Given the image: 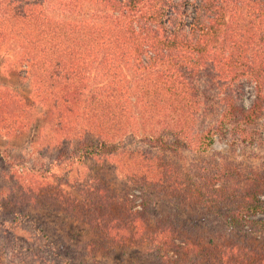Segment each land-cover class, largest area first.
<instances>
[{
  "label": "trees",
  "instance_id": "obj_1",
  "mask_svg": "<svg viewBox=\"0 0 264 264\" xmlns=\"http://www.w3.org/2000/svg\"><path fill=\"white\" fill-rule=\"evenodd\" d=\"M88 1L106 9L108 20L61 21L30 1L0 0V50L20 43L19 67L34 79L45 126L52 132L43 144L30 145L29 152L41 146L47 151L46 156L38 153L48 157L45 173L56 175L68 166L118 154L119 138L139 124L138 103L161 119L150 130L147 147L119 152L137 190L152 186L185 205L213 208L233 227L254 222L264 230V220L249 219L264 214V159L257 165L240 161L237 153L264 149V0H195L190 21V0ZM94 74L99 82L91 87ZM242 77L256 82L249 106L241 102V87L232 85ZM36 102L0 89V132L29 129L38 113ZM216 141L230 149L211 152ZM4 160L0 154V163ZM25 163L23 158L18 167L0 170V179L18 188L0 192L4 224H17L30 217L27 208L47 210L55 196L62 197L59 189L50 193L53 186L26 175L38 168ZM67 178L65 173L59 180ZM82 192L80 209L93 227L107 228L106 241L113 239L110 248L102 246L103 254L123 237L127 245L148 242L162 264H264V247L221 248L183 237L164 218L152 223L146 208L135 210L141 197L135 190L117 200L121 214L111 207L112 192L97 187L94 179H87ZM92 248L86 246V256L98 245ZM61 254L46 247L42 264H73L78 255Z\"/></svg>",
  "mask_w": 264,
  "mask_h": 264
},
{
  "label": "rangeland",
  "instance_id": "obj_2",
  "mask_svg": "<svg viewBox=\"0 0 264 264\" xmlns=\"http://www.w3.org/2000/svg\"><path fill=\"white\" fill-rule=\"evenodd\" d=\"M28 1L35 3L45 10L48 15L61 21L101 23L108 20L107 10L93 1L23 0V2ZM190 1L191 3L188 4V21H190V16L195 11V6L192 4L195 0ZM21 51L18 41H12L0 50V89H9L25 101L36 99L38 105L35 107V112L38 113L34 116V123L22 133L7 134L0 132V154L5 156L7 160L0 163V170L5 168L6 165H13V168L18 167L23 158L26 159L25 165L27 164V167L35 162L38 172L34 169L26 175L32 177V179L40 180V184L53 186L50 193L52 190L59 189L58 193L62 197L58 200L55 196L51 201L52 207H48L47 210L34 209V206L27 208L30 217L21 218V222L17 224H4L0 221V255L3 264H42L45 259L42 256H46L44 255V249L50 245L60 251L64 257H74L75 254H78L73 264L74 262L78 264L79 260L84 261L86 264H162L158 257L151 252V246L148 242L141 245H127V240L123 237H117L118 243L112 244V248L103 254L102 246L105 244L106 247H109V242H112L113 239L106 241L104 231L107 228L98 229L95 226L93 227L89 222L90 216L84 214L80 209L81 200L84 197L82 187L89 178L94 179L97 187L111 191L112 195L115 196L111 206L114 207L115 213L121 207L118 206L117 200L122 199L124 201L127 192L135 190V193L141 195L137 199L135 210L143 211L146 208L152 223L162 218L166 219L173 225L175 231H178L187 239L203 243L212 241L221 248L235 245L246 251L264 247V230L254 222L245 223L242 227H233L222 216L215 213L213 208L185 205L178 199L159 193L152 186L145 188L142 193L137 190L135 181L127 175V169L122 167L119 152L126 151L127 147H147L150 130L154 126H158L161 119L160 116L154 113L149 114V112L142 110L138 103L134 105V115L137 117L136 120L139 124L132 129L129 135L119 138L121 147L118 154L116 151L97 157L94 160L68 166L56 172V175L53 172L45 173V161L48 157L43 158L42 156H46L47 151L41 146L36 148L34 152H29L30 145L37 140L43 144L47 140V138H44L45 134H51L52 132H50V126H45V109H42V105L36 97L34 79L25 77V69L19 67ZM92 78H96L94 81L91 80L94 84L91 87H95V84L99 82V78L95 77V74L92 75ZM232 85L241 87V102L249 106L256 92L254 78L242 77ZM125 145L126 147L123 149L122 147ZM229 149L226 143L216 141L211 148V152H227ZM237 153L240 161L254 162L257 165H260L264 159V149L260 146L257 147V150L246 148L244 152L238 151ZM19 170L25 173V169L19 168ZM65 173L68 175L67 180L60 182L59 179L63 178ZM14 184L13 181L11 182L8 179H0V192L2 188L4 190L8 187L14 188ZM14 189L17 190L18 188ZM0 201H3L1 196ZM67 207L71 209L68 210ZM249 219L264 220V214L260 213L255 217L250 216ZM27 222L30 223L29 227H26L27 225L24 227ZM119 226L123 227L124 225L119 224ZM115 233L112 232L113 237H115ZM88 245L92 246V249H96L97 245L98 249L100 246L101 248L91 250L90 254L86 256L85 248ZM13 247H17L19 251L13 250ZM238 264L243 263L239 260ZM247 264H250V262Z\"/></svg>",
  "mask_w": 264,
  "mask_h": 264
}]
</instances>
